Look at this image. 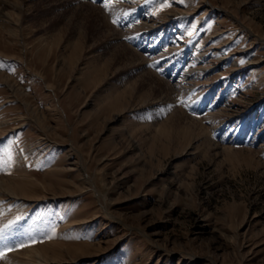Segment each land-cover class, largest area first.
I'll use <instances>...</instances> for the list:
<instances>
[{
  "label": "rangeland",
  "instance_id": "374dc122",
  "mask_svg": "<svg viewBox=\"0 0 264 264\" xmlns=\"http://www.w3.org/2000/svg\"><path fill=\"white\" fill-rule=\"evenodd\" d=\"M5 152L0 264H264V0H0Z\"/></svg>",
  "mask_w": 264,
  "mask_h": 264
},
{
  "label": "snow or ice",
  "instance_id": "6c2138e0",
  "mask_svg": "<svg viewBox=\"0 0 264 264\" xmlns=\"http://www.w3.org/2000/svg\"><path fill=\"white\" fill-rule=\"evenodd\" d=\"M93 2H96V0H93ZM102 6L106 9V10H111V0H100ZM114 24H118L120 23V21L118 19H113L112 21ZM180 103H185L184 100H180ZM12 166V158L11 155L8 154L7 152H5L3 155H0V171H3L7 174L8 173V169ZM2 231L0 230V241H3L4 236L2 235ZM23 246V245H21ZM9 251L11 249H8ZM4 252L0 251V258H3L4 256Z\"/></svg>",
  "mask_w": 264,
  "mask_h": 264
},
{
  "label": "bare ground",
  "instance_id": "6f19581e",
  "mask_svg": "<svg viewBox=\"0 0 264 264\" xmlns=\"http://www.w3.org/2000/svg\"><path fill=\"white\" fill-rule=\"evenodd\" d=\"M13 197V196H12ZM29 251V250H28ZM43 251V250H42ZM43 253V252H42ZM45 255V254H44ZM29 256V255H28ZM43 257H45V256H43ZM40 260V259H39ZM33 261V260H32ZM46 262H47V260H46Z\"/></svg>",
  "mask_w": 264,
  "mask_h": 264
}]
</instances>
